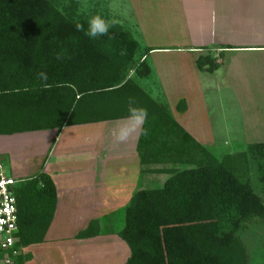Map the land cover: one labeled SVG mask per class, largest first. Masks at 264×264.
Here are the masks:
<instances>
[{
  "label": "trees",
  "instance_id": "obj_1",
  "mask_svg": "<svg viewBox=\"0 0 264 264\" xmlns=\"http://www.w3.org/2000/svg\"><path fill=\"white\" fill-rule=\"evenodd\" d=\"M61 3L0 0V135L51 128L58 133L65 126L121 119L133 99L148 112V135L137 144L140 163L145 173L160 176L161 185L138 188L125 207L118 235L131 252L124 264H253L238 234L251 220L264 219V200L238 172L239 157L215 159L140 86L151 68L145 55L137 61L130 31L116 24L108 35L89 39L75 25L87 30L91 18L63 10ZM57 54L64 58L57 60ZM196 66L212 71L218 64L205 55ZM177 108L185 111L183 99ZM248 156L264 183V142L248 145ZM242 158L247 163L245 154ZM14 192L16 251L44 241L56 191L38 173ZM99 230L92 220L76 237ZM12 254L0 249V262ZM30 258L17 255L14 262Z\"/></svg>",
  "mask_w": 264,
  "mask_h": 264
},
{
  "label": "crops",
  "instance_id": "obj_2",
  "mask_svg": "<svg viewBox=\"0 0 264 264\" xmlns=\"http://www.w3.org/2000/svg\"><path fill=\"white\" fill-rule=\"evenodd\" d=\"M188 1L187 14L195 12V22L192 25L193 28L198 27V36L195 35L197 40L193 39V43L188 42L187 53L191 55L190 58L195 59L192 60L194 66L196 59L205 55H209L218 64L212 71L199 70L200 79L205 80L200 81V87L217 88L218 85L211 84L207 76L216 78L217 71L222 68L224 77L231 81L235 94H250L253 89L264 94V39L252 38L246 42L231 44L224 39L220 40L219 30L214 27L219 19L214 17L217 4H211L209 0H198V5L189 9V3L194 0ZM238 16L237 14L236 22L240 24ZM242 21L245 24L244 18ZM249 24L251 26L249 25L248 30L251 31L253 24ZM233 26L235 25L232 24ZM238 29L239 27L236 30ZM189 40L192 41V38ZM167 50L169 48L152 47L148 53ZM195 54L198 56H194ZM158 80L160 81V77ZM180 80L184 85L182 77ZM186 80L191 88L197 87L192 84V77L187 76ZM169 81L171 78L168 75L162 77V84H159L165 87ZM145 91L152 97L151 92L147 89ZM187 113L186 107L183 116ZM177 119L175 120L179 125L194 139L200 142L212 139L211 135L207 136L204 132L198 139L196 134L187 130L183 117ZM120 120L65 126L58 133L57 129L51 128L0 135V159L3 154L8 155L11 176L17 181L15 188L36 174L44 173L51 179L56 191L55 210L44 241L24 248L36 249L33 253L29 252L31 258L25 264H36L35 257L45 258L44 255L49 251L60 253L65 260L64 264H124L127 261L129 252L125 241L118 235L121 228L115 227V223L119 222L116 214L125 209L132 194L145 183V167L141 165L137 152L139 138L126 144H117L109 135V130ZM14 137L22 138L14 140ZM21 144L28 145L30 152V155L23 157L29 159L25 161L24 169L30 168L34 157L40 158L39 169L31 174L23 175L16 167L14 159L17 157L14 151ZM11 148L16 149L12 151ZM20 150L22 151L21 147ZM139 184L141 186L137 187ZM92 220L99 222V234L84 239L77 238L76 235ZM47 258L48 256L44 260Z\"/></svg>",
  "mask_w": 264,
  "mask_h": 264
},
{
  "label": "rangeland",
  "instance_id": "obj_3",
  "mask_svg": "<svg viewBox=\"0 0 264 264\" xmlns=\"http://www.w3.org/2000/svg\"><path fill=\"white\" fill-rule=\"evenodd\" d=\"M187 2L189 1L77 0L74 4L70 0H62L61 7L63 10L70 9L76 14H84L89 18L99 15L106 21L116 20L118 25L130 31L138 44L137 61L140 56L145 55L146 63L152 70L147 78L139 80L140 86L151 92L152 97L157 100L156 102L162 105L174 120L183 117L187 123V130L196 134L198 139L201 138L199 135H202L203 132L207 136L211 135L212 139L208 142L194 140L215 159L221 161L227 154L239 157V160L235 162L238 172L251 182L256 194L264 200V183L259 181L256 167L248 156V145L264 142V94L256 89H253L250 94H235L230 85L231 81L224 77L222 68L217 71L216 78L207 76L211 84L218 85L217 88L200 87V81L204 82L205 80L200 79L201 73L194 66L195 59L190 58L191 55L186 50L188 42L193 43V39L197 40L195 35L198 32V27L193 28L192 25V22H195L193 17L195 12L191 11L187 14ZM209 2L217 4L214 8V17L219 19L214 27L219 30L220 40L224 39L225 42L231 44L238 41L246 42L252 38L264 39V0H243V3L242 0H209ZM189 4H191L189 9L193 8L198 5V0ZM237 14L240 24L236 22ZM242 18H244L245 24L242 23ZM249 23L253 24L251 31L248 30ZM232 24L235 25L234 28ZM222 25L224 26L222 27ZM237 27H239L238 30H236ZM191 38L192 41L189 40ZM152 47H166L169 50L148 53V49ZM178 48L180 50H177ZM194 56H198V54ZM168 75L171 81L163 87L161 85L162 77ZM187 76L193 78L192 84L197 87L191 88L187 85ZM158 77H160V81ZM180 77H182L184 85H182ZM182 99L188 108L186 116H183L185 111L177 108L178 102ZM14 138V140H19L22 137ZM16 143L19 142L16 141ZM17 144L15 145L17 146ZM24 145L26 144L18 145L19 149L16 151H14L16 148H11L17 157L14 159L16 167L21 170L23 175L33 173L39 169L41 164L40 158L36 156L31 160L30 168L24 169V163L29 159L23 157L30 155L28 145ZM244 154L247 157L246 165L242 158ZM0 162L6 173L11 176L8 155L3 154ZM144 182L142 187L155 188L161 185V178L158 175L144 172ZM139 186L141 185L139 184L137 187ZM124 213L125 209L116 214L119 222L115 223V227H123ZM238 235L245 245L248 261L253 264H264V219L251 220ZM126 246L130 256L131 251L127 244ZM34 248L32 247L30 250L17 249L16 253L12 254L13 258L8 259L4 264H15V256L33 253L36 251ZM44 256L45 258L48 256V258L44 260V257H35L36 264H51V262L52 264L55 262L64 264L65 262L60 253L49 251Z\"/></svg>",
  "mask_w": 264,
  "mask_h": 264
},
{
  "label": "clouds",
  "instance_id": "obj_4",
  "mask_svg": "<svg viewBox=\"0 0 264 264\" xmlns=\"http://www.w3.org/2000/svg\"><path fill=\"white\" fill-rule=\"evenodd\" d=\"M118 21L116 20H104L101 16H93L88 21L87 30L84 29L83 24H76V30L84 32L89 39L95 40L101 36L109 34V29L115 27ZM60 54L56 55L57 60H61ZM39 78L41 80H47V74L40 72ZM47 87V85H45ZM135 101L130 98L128 116L121 118V120L113 125L109 130V135L113 138V141L117 144H126L132 140L138 139L140 136H147L148 130L144 127L147 119V109L143 107H136Z\"/></svg>",
  "mask_w": 264,
  "mask_h": 264
},
{
  "label": "built area",
  "instance_id": "obj_5",
  "mask_svg": "<svg viewBox=\"0 0 264 264\" xmlns=\"http://www.w3.org/2000/svg\"><path fill=\"white\" fill-rule=\"evenodd\" d=\"M16 183L0 162V249L12 251L13 254L16 253L14 245L18 232V210L14 192Z\"/></svg>",
  "mask_w": 264,
  "mask_h": 264
}]
</instances>
